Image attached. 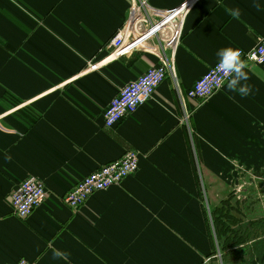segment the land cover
<instances>
[{"label": "crops", "instance_id": "0c3cea01", "mask_svg": "<svg viewBox=\"0 0 264 264\" xmlns=\"http://www.w3.org/2000/svg\"><path fill=\"white\" fill-rule=\"evenodd\" d=\"M184 5L150 40L112 57L133 7L148 30ZM263 38L264 0H0V264H208L214 243L200 191L223 186L232 165L264 163V65L246 63V97L227 83L206 100L188 91L219 49L249 51ZM96 58L99 71L87 70ZM163 64L155 95L106 128L111 100ZM129 151L140 154L136 174L79 211L64 204L84 177ZM29 177L47 198L19 219L10 198Z\"/></svg>", "mask_w": 264, "mask_h": 264}, {"label": "built area", "instance_id": "2783aa9c", "mask_svg": "<svg viewBox=\"0 0 264 264\" xmlns=\"http://www.w3.org/2000/svg\"><path fill=\"white\" fill-rule=\"evenodd\" d=\"M171 12L170 18L166 17L162 23L150 29H143L147 17L141 10L133 7V14L129 17L124 28L120 29L111 43L112 57L120 59L141 42L148 41L158 28H162L173 20L176 15L186 9ZM167 45L175 46L180 40L181 28L177 27ZM154 33V34H153ZM241 59L251 65H264V38L258 45L249 51L238 49ZM218 64V63H217ZM217 64L208 70L193 87L188 91V97L197 100H206L217 93L226 83L227 77ZM99 65H93L96 70ZM168 76L165 64L159 67H151L136 80L126 84L120 92L111 100L103 114L104 126L108 129L115 127L126 116L133 114L137 109L145 105L156 93L160 85ZM140 154L135 151L127 152L122 159L100 166L94 172L84 177L62 198L64 204L73 211H79L87 203L89 197L95 193L106 191L120 185L124 179L136 174L139 170ZM47 198V190L42 180L37 177L25 179L12 193L10 206L13 215L19 219L29 218L35 210L43 204ZM18 264H32L22 259Z\"/></svg>", "mask_w": 264, "mask_h": 264}, {"label": "rangeland", "instance_id": "374dc122", "mask_svg": "<svg viewBox=\"0 0 264 264\" xmlns=\"http://www.w3.org/2000/svg\"><path fill=\"white\" fill-rule=\"evenodd\" d=\"M91 62L87 70L104 59ZM232 166L223 186L200 191L214 243L208 264H264V163L255 170Z\"/></svg>", "mask_w": 264, "mask_h": 264}, {"label": "clouds", "instance_id": "9594fccd", "mask_svg": "<svg viewBox=\"0 0 264 264\" xmlns=\"http://www.w3.org/2000/svg\"><path fill=\"white\" fill-rule=\"evenodd\" d=\"M225 11L234 19L240 16L239 9L226 8ZM219 58L217 68L220 69L229 79L227 80V88L232 92H237L241 97H246L251 93V87L246 83H241L248 79L247 73L244 71L246 63L241 59V52L231 47L221 48L217 52ZM10 160V156H6ZM60 256V253H54ZM66 259V256L63 257Z\"/></svg>", "mask_w": 264, "mask_h": 264}]
</instances>
